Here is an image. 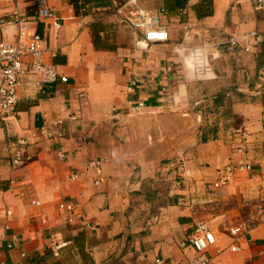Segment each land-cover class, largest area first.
Instances as JSON below:
<instances>
[{
  "label": "crops",
  "instance_id": "1",
  "mask_svg": "<svg viewBox=\"0 0 264 264\" xmlns=\"http://www.w3.org/2000/svg\"><path fill=\"white\" fill-rule=\"evenodd\" d=\"M43 5L61 21L38 25L47 61L69 81L36 92L29 76L16 112L0 114L1 262L191 264L195 251L181 243L203 220L217 236L212 264H264V10L243 0H0V41L16 42L6 14L33 17ZM137 8L159 12L170 40L147 42L121 21ZM132 77L141 89L128 91ZM218 98L214 111L230 115L208 119ZM42 128L47 136L31 137ZM104 157L96 185L88 164ZM232 162L254 169L215 187ZM23 186L41 206L19 196ZM63 200L80 203L95 229L65 223Z\"/></svg>",
  "mask_w": 264,
  "mask_h": 264
},
{
  "label": "built area",
  "instance_id": "2",
  "mask_svg": "<svg viewBox=\"0 0 264 264\" xmlns=\"http://www.w3.org/2000/svg\"><path fill=\"white\" fill-rule=\"evenodd\" d=\"M252 4L256 11L264 10V0H243ZM133 4H137V0H132ZM122 14V11H118ZM165 12V9H161ZM54 19V25L57 29L61 27V21L58 19L54 11L48 6H41L38 14L31 17L25 15L19 8L13 9L6 14L2 23H12L16 27V42L13 44L0 41V114L3 118L13 114L17 110L20 100V90L29 76L34 77V85L36 92H40L47 86H51L58 82H68L69 77L62 75L58 67L47 61L49 51L48 39L38 30V25ZM121 21L129 25L132 30L142 33L144 40L151 43L167 42L170 40V34L165 25L161 23L160 13L154 10L137 8L134 16L125 17ZM235 43V42H234ZM201 66L205 65L204 59L198 60ZM143 80L138 77H132L129 80L128 91H136L141 89ZM81 97L85 93L79 94ZM143 101L137 102L133 107V111H140L145 107ZM49 132L42 128L39 132H33L31 137L38 138L39 136H47ZM29 142L22 141L21 145ZM16 152L12 158L13 167H18L22 164L23 158L19 148H15ZM59 157L64 158V152H59ZM108 158L92 159L88 168L94 171V183L96 185L105 181L104 165L108 162ZM254 169L251 163H229L224 168L220 169L218 179L214 186L221 188L229 184L239 173L249 172ZM79 177V173H73L72 179ZM19 196L22 199L30 201L31 204L41 206V202L31 195L29 188L24 187L19 191ZM58 210L65 223L73 225L76 222L82 223L85 227L95 229V225L90 222L89 218L84 214L80 203L71 200H63L58 205ZM6 217L10 218L13 211L8 209ZM10 225L5 224V229L8 230ZM232 235L237 237L242 235V227H236L231 230ZM217 243V236L214 233L211 225L207 221H198L194 225L192 234L185 242L181 243L184 248H192L195 255L191 264H212V257L208 254L209 250ZM66 243H55L52 246L54 251L65 246ZM18 245L16 239L8 243L9 249L15 248ZM233 251H239L240 246L233 245ZM221 252V250H218ZM2 249L0 247V258ZM22 257H26L27 253L22 252ZM0 264H4L0 260ZM148 264H166L164 259L157 258Z\"/></svg>",
  "mask_w": 264,
  "mask_h": 264
},
{
  "label": "rangeland",
  "instance_id": "3",
  "mask_svg": "<svg viewBox=\"0 0 264 264\" xmlns=\"http://www.w3.org/2000/svg\"><path fill=\"white\" fill-rule=\"evenodd\" d=\"M228 103V102H227ZM204 107V106H203ZM216 106H205L204 107V109H206V116L208 117V119H210V117H218V118H220V119H222V118H228L229 117V115H230V113H228V112H226V109H224V111H214V108H215ZM219 108V107H218ZM220 109H222V108H220ZM210 116V117H209ZM215 119V118H214ZM25 186H23V188H24Z\"/></svg>",
  "mask_w": 264,
  "mask_h": 264
},
{
  "label": "trees",
  "instance_id": "4",
  "mask_svg": "<svg viewBox=\"0 0 264 264\" xmlns=\"http://www.w3.org/2000/svg\"><path fill=\"white\" fill-rule=\"evenodd\" d=\"M225 104V101L223 100V98H218V99H215L214 101V105L217 106L216 109L222 105ZM203 140H206V137H203Z\"/></svg>",
  "mask_w": 264,
  "mask_h": 264
}]
</instances>
